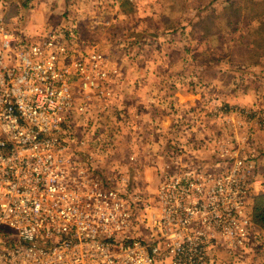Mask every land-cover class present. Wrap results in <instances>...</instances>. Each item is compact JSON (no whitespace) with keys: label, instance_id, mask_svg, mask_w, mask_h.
Masks as SVG:
<instances>
[{"label":"built area","instance_id":"obj_1","mask_svg":"<svg viewBox=\"0 0 264 264\" xmlns=\"http://www.w3.org/2000/svg\"><path fill=\"white\" fill-rule=\"evenodd\" d=\"M64 37L28 39L0 13V264H213L256 250L250 202L264 178L255 149L222 144L211 167L166 171L152 201L134 202L119 187L125 173L139 177L136 167L116 171V186L82 152L80 121L121 109L120 72Z\"/></svg>","mask_w":264,"mask_h":264},{"label":"rangeland","instance_id":"obj_2","mask_svg":"<svg viewBox=\"0 0 264 264\" xmlns=\"http://www.w3.org/2000/svg\"><path fill=\"white\" fill-rule=\"evenodd\" d=\"M0 3V13L28 39L57 30L118 68L121 109L80 121L87 130L82 152L92 153L96 169L109 171L116 186V171L136 167L139 177L125 173L129 184L119 187L127 197L137 195L134 202L152 201L166 171L211 167L222 144L242 155L254 148L264 178V58L255 64L250 56L249 33L264 14V0ZM258 230L256 250L214 255L213 264H264Z\"/></svg>","mask_w":264,"mask_h":264},{"label":"trees","instance_id":"obj_3","mask_svg":"<svg viewBox=\"0 0 264 264\" xmlns=\"http://www.w3.org/2000/svg\"><path fill=\"white\" fill-rule=\"evenodd\" d=\"M258 15V24L249 31L253 38L250 56L255 58V64L264 58V14L260 12ZM250 216L254 225L264 232V193L253 197Z\"/></svg>","mask_w":264,"mask_h":264},{"label":"crops","instance_id":"obj_4","mask_svg":"<svg viewBox=\"0 0 264 264\" xmlns=\"http://www.w3.org/2000/svg\"><path fill=\"white\" fill-rule=\"evenodd\" d=\"M0 7H1V3H0ZM0 12L2 13V11H0ZM4 16H5V15H4ZM5 17H6V16H5ZM28 29H29V27H28ZM28 29H27V30H28ZM23 32L26 34V31H23ZM27 32H28V31H27Z\"/></svg>","mask_w":264,"mask_h":264}]
</instances>
